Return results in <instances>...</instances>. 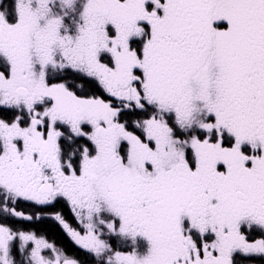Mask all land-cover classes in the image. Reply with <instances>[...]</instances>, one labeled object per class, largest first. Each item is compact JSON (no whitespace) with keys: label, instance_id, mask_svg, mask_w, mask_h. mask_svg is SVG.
<instances>
[{"label":"flooded vegetation","instance_id":"af4514ba","mask_svg":"<svg viewBox=\"0 0 264 264\" xmlns=\"http://www.w3.org/2000/svg\"><path fill=\"white\" fill-rule=\"evenodd\" d=\"M190 3L169 0L167 8L185 23ZM258 25L253 28L263 34L264 22ZM213 28L224 30L229 41L226 88H237L240 103L264 110V84L255 80L264 76V41L251 45L247 15ZM101 62L107 67L110 60L102 56ZM61 81L62 103L71 105L63 110L87 108L98 119L112 111L117 118L116 91L69 70ZM16 94L29 96L24 88ZM147 106L119 115L135 114L133 127L154 113ZM18 118L16 110L0 105L1 123ZM237 120H231L224 164L117 166V172H101L106 138L94 131L102 127L98 121L78 133L54 134L46 132L49 122L33 119L45 127L6 134L0 152V264H264V116L254 124ZM133 130L128 133L139 141Z\"/></svg>","mask_w":264,"mask_h":264},{"label":"rangeland","instance_id":"374dc122","mask_svg":"<svg viewBox=\"0 0 264 264\" xmlns=\"http://www.w3.org/2000/svg\"><path fill=\"white\" fill-rule=\"evenodd\" d=\"M186 1L193 10L180 23L167 8L169 0H11L4 7L0 0V105L19 117L0 122V152L6 134L45 127L33 119L49 122L46 132L54 134L78 133L88 126L83 124L98 121L102 127L94 131L106 138L101 172H117V166L224 164L232 118L254 124L264 110L240 103L237 88H226L229 41L213 25L234 17L241 22L247 15L251 45L264 41L262 30L253 28L264 22V0ZM102 56L110 60L107 67ZM68 70L97 80L108 93L116 91L117 118L112 111L98 119L87 108L63 110L71 107L62 103L61 92ZM255 80L264 84V76ZM19 88L29 96H18ZM145 105L154 113L134 121L141 135L134 140L119 113ZM236 127L243 136L246 131Z\"/></svg>","mask_w":264,"mask_h":264},{"label":"trees","instance_id":"16d2710c","mask_svg":"<svg viewBox=\"0 0 264 264\" xmlns=\"http://www.w3.org/2000/svg\"><path fill=\"white\" fill-rule=\"evenodd\" d=\"M11 0H3L2 2V7H4L5 4L11 6ZM134 45L137 44L136 42L133 43ZM136 117H135V114H132L130 111L129 112H125L123 114L120 115V120L122 122H126V130L127 131H132L133 127L131 126V121L134 120ZM135 131V130H133ZM178 133V132H177Z\"/></svg>","mask_w":264,"mask_h":264}]
</instances>
